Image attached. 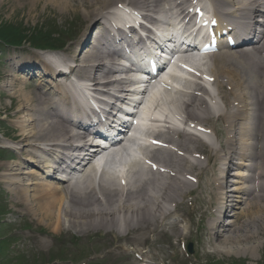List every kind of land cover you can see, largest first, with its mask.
Wrapping results in <instances>:
<instances>
[{"label": "bare ground", "instance_id": "bare-ground-1", "mask_svg": "<svg viewBox=\"0 0 264 264\" xmlns=\"http://www.w3.org/2000/svg\"><path fill=\"white\" fill-rule=\"evenodd\" d=\"M8 1L27 5L29 15L30 10L43 0H0V5ZM44 1L60 14L80 12L85 20L82 34L70 43L67 55L61 57L76 62L70 75L85 80L83 83L87 88L92 86L97 90L102 86L104 95L110 96V89H113L121 93L122 100L128 97L126 83L111 79L116 67L107 52L120 43L116 37L124 41L125 36L119 31H116L117 36L113 34L114 26L109 27L113 20L108 16V7H117L118 4L134 7L156 25L155 15L165 16L173 8L181 12L183 5L192 3V0ZM209 1L218 26L226 22L234 33L235 25L241 26L239 30L247 32L249 41L240 42L241 48L237 47L235 51L225 46L210 56L211 65L205 72L211 77L216 98L223 105L215 108L208 105L204 96L209 97V94L196 82L191 84L189 92L180 94L178 115H185L198 127L214 133L218 143L207 146L210 154L204 159L200 156L203 153L202 139L176 130L158 133L156 136L169 148L158 146L147 154L148 160L157 168L150 166L148 171H133L132 178L123 184L113 182L105 175H101L96 184L90 183V174L94 170L90 162L93 155L87 153L90 146L85 139L86 133L74 131L76 123L70 119L79 110V104L67 76L55 71L43 55L29 58L8 55L5 64L8 77L2 87L9 100L15 102V111L8 117L18 133L9 138L16 139L13 142L20 157L3 164L1 176L5 190L24 214L50 223L56 230L61 228L62 220H67L69 225L101 227L108 233H118L122 240L134 246L135 251L148 244L149 235L168 231L175 237L177 248L190 237V226L197 214L199 220L195 223L199 225V236L205 238L212 248L210 253L205 252L206 257L213 254L219 260H229L232 256L236 258L234 254L243 253L244 257L238 260L250 262L245 253H250L252 259L254 252L264 255V0ZM91 27L99 29L93 41L89 36ZM31 67L37 68L38 73L30 76V82L23 79L25 74L16 76L15 70ZM35 79L37 84L33 85ZM163 89L172 93L169 86L163 85ZM171 105L166 98L156 103L157 107L164 108H171ZM62 113L67 114L65 119L72 124L60 118ZM73 141H78L77 150L88 156L80 171L82 180L71 182L66 179L62 182L44 176L43 165L65 160V151L70 149ZM116 146L122 147L121 143ZM224 157L234 159L236 169L246 167L247 174L231 173L244 181V186H234L240 183L235 179L229 180L231 184L228 185L224 174L217 178L205 173L213 158ZM230 159L228 163H232ZM215 168L210 165L208 170L212 172ZM228 170L227 166L223 171L227 173ZM207 187L211 194L208 200L210 212L202 209L204 202L198 195L187 203L190 194L200 193ZM237 203L245 208L239 214L232 213L230 217L233 218L226 219L228 224L216 220L214 213L219 218L228 206L231 210L239 209ZM206 216L210 218L208 222H204ZM186 219L187 224H184ZM152 259L156 256L149 250L138 255L141 264H149L147 260Z\"/></svg>", "mask_w": 264, "mask_h": 264}, {"label": "rangeland", "instance_id": "rangeland-1", "mask_svg": "<svg viewBox=\"0 0 264 264\" xmlns=\"http://www.w3.org/2000/svg\"><path fill=\"white\" fill-rule=\"evenodd\" d=\"M27 11V5H16L11 1L0 5V117H5L4 123H0V132L6 135L16 132L14 123L10 119L7 120L9 114H11L13 108H15V102L9 100L8 95L2 87L4 81H6L8 77L5 71L8 55L14 54L17 55V57L25 58H29L31 55L35 56L37 55L35 48L37 45H42V43H48L49 45L55 44L59 47L63 46L62 50L67 49L70 43L77 39L85 29V20L80 12L76 11L74 13L67 11L66 13L64 12V14H60L52 5L47 6L44 0L37 3L35 7L30 10L31 12H29V15ZM6 26H11V29H17L14 33H19L22 37H26L27 41L23 45L15 47L14 41L16 39H11V34L8 30L7 33H5ZM95 31L96 30L93 32ZM74 35L78 36L75 37ZM23 42L24 40H22V43ZM18 73L27 74L25 70H22V72L16 71V76ZM30 81L31 80H28V82ZM32 84L36 85L37 82ZM6 110L7 117L4 113ZM212 138L214 140V136H212ZM5 142L6 141H3V138L0 137V145ZM2 152L1 158L7 154V151L4 152L3 150ZM201 156L205 159L207 152H203ZM216 165H218L220 169L227 168L226 165H221L218 161H216ZM235 168L236 167L233 169ZM233 171L235 170L228 171L227 175ZM241 171H244V169H241ZM230 178L240 181V179L235 177H227L228 180ZM238 186H242V184H238ZM1 189L3 190V188ZM200 196L204 201L208 200L206 194ZM196 204L198 205V202H196ZM12 205L13 208H15L13 201ZM244 207L245 206H242L237 211L240 212ZM231 212H229V209L227 210V213ZM11 218L14 220L15 216H11ZM28 219L34 228L37 230L43 229L46 232L45 234H38V232H33V234H21V247L29 259L30 264H127L133 261L130 247L132 244L122 240L119 234L113 231L108 233L101 227L69 225L67 220H62L60 223L61 228L56 230L52 228L50 223L42 222L31 217ZM197 220L198 215L194 216L193 224L190 226V237L177 248L174 244L175 237H173L170 232L149 235L147 237V245L150 246V248L148 249L156 256V260H164L165 264H200L205 257L208 261L215 259L205 264H230L232 261H234L235 264H245V262L248 264H255V262L264 264V255H261L258 251L252 253L254 259L249 256L251 255L250 253H245V256L249 257L250 262L238 260L244 257L242 256L244 255L243 253L234 254L236 258L232 256L229 260H219L218 257L213 254H207L209 257H206L205 252H211L212 248L207 245L205 238L199 236V225L197 224L196 226L195 223ZM184 224H187V220ZM236 224L237 222L235 225ZM0 230L1 233H3L8 231L9 228L3 229L0 227ZM189 242L192 243L191 253L187 251V244ZM117 246L125 250L121 251L117 249ZM93 252L101 253L95 255Z\"/></svg>", "mask_w": 264, "mask_h": 264}, {"label": "trees", "instance_id": "trees-1", "mask_svg": "<svg viewBox=\"0 0 264 264\" xmlns=\"http://www.w3.org/2000/svg\"><path fill=\"white\" fill-rule=\"evenodd\" d=\"M7 30L9 31V33L11 34V39H16L14 41V43H20L24 37H22L21 34L19 33H14L17 29H11V26H6V32L7 33ZM16 34V35H15Z\"/></svg>", "mask_w": 264, "mask_h": 264}]
</instances>
